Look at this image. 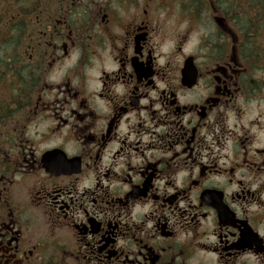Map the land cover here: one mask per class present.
<instances>
[{"label": "flooded vegetation", "instance_id": "obj_1", "mask_svg": "<svg viewBox=\"0 0 264 264\" xmlns=\"http://www.w3.org/2000/svg\"><path fill=\"white\" fill-rule=\"evenodd\" d=\"M0 264H264V0H0Z\"/></svg>", "mask_w": 264, "mask_h": 264}]
</instances>
